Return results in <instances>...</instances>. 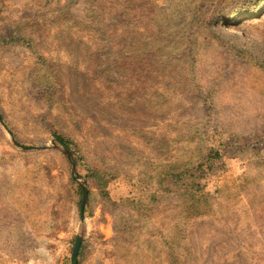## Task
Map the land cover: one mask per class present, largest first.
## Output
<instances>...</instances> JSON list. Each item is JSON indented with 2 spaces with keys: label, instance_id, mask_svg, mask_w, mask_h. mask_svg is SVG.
<instances>
[{
  "label": "rangeland",
  "instance_id": "rangeland-1",
  "mask_svg": "<svg viewBox=\"0 0 264 264\" xmlns=\"http://www.w3.org/2000/svg\"><path fill=\"white\" fill-rule=\"evenodd\" d=\"M0 116V264H264V0H0Z\"/></svg>",
  "mask_w": 264,
  "mask_h": 264
},
{
  "label": "trees",
  "instance_id": "trees-1",
  "mask_svg": "<svg viewBox=\"0 0 264 264\" xmlns=\"http://www.w3.org/2000/svg\"><path fill=\"white\" fill-rule=\"evenodd\" d=\"M12 39H15L16 40V37H14V35H12ZM56 137L57 138H59V140L64 144V145H66L67 147H71V141L68 139V138H66L65 136H63V135H61V134H56ZM224 157V156H223ZM220 160V159H219ZM219 160L218 161H211L210 163H209V167H207V169H205L204 171H199V174L198 175H194V177L192 178V179H194L195 181H194V188L197 190V191H199V190H201V189H203L204 188V184L202 183V184H200L199 182H197V179L196 178H198V180L201 182V180L202 181H205V183L207 184V182H208V179H209V177L210 176H212L214 173H215V169H216V166H217V164H218V162H219ZM217 162V163H216ZM216 165V166H215ZM209 168H211V170L209 169ZM193 173L195 174V172L193 171ZM176 175V174H175ZM178 177H177V179H179L180 177H182L181 175H177ZM96 178H97V180L99 181V187H103V185H102V178H98V176H96ZM209 186V185H208ZM187 188H188V186H187ZM200 214H202V213H200V211H197L196 212V215L195 216H198V215H200Z\"/></svg>",
  "mask_w": 264,
  "mask_h": 264
},
{
  "label": "water",
  "instance_id": "water-1",
  "mask_svg": "<svg viewBox=\"0 0 264 264\" xmlns=\"http://www.w3.org/2000/svg\"><path fill=\"white\" fill-rule=\"evenodd\" d=\"M0 120L2 121L1 116H0ZM22 147L26 148V149L31 148L29 146H22ZM69 155H70V153H69ZM83 190H84V197H83L82 206H81L82 216L84 215L85 205H86V201L88 198V188L86 186H84ZM82 241H83V236L79 235L77 237L75 247L73 250V254H72V264H78V254L80 251Z\"/></svg>",
  "mask_w": 264,
  "mask_h": 264
}]
</instances>
